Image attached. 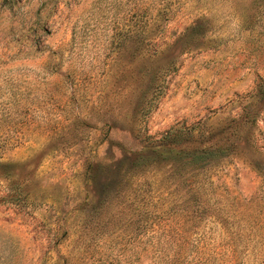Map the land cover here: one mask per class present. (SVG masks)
<instances>
[{"label":"rangeland","instance_id":"374dc122","mask_svg":"<svg viewBox=\"0 0 264 264\" xmlns=\"http://www.w3.org/2000/svg\"><path fill=\"white\" fill-rule=\"evenodd\" d=\"M172 129L227 148L186 264H264V0H0V264L158 262Z\"/></svg>","mask_w":264,"mask_h":264},{"label":"trees","instance_id":"16d2710c","mask_svg":"<svg viewBox=\"0 0 264 264\" xmlns=\"http://www.w3.org/2000/svg\"><path fill=\"white\" fill-rule=\"evenodd\" d=\"M197 30L194 28L193 32ZM191 130H170L162 138V152H151V157L136 155L129 169L125 170L140 176L149 167L156 168L162 164V180L159 182L160 185L162 183V257L155 264H186L194 240H199L203 235L198 228L203 220L201 216L209 209L202 198L204 181L212 166L226 156L224 151L227 148L213 144L209 135H197ZM223 137L226 138L225 135ZM219 141L224 139L220 138ZM223 143L234 145L228 137ZM8 166V163L0 162L3 177L12 176L10 171H6ZM98 168L99 165L86 166L89 178L95 179ZM122 171L120 165L115 171L113 189L116 192L125 188V173ZM149 218L153 219L151 225L158 220L154 211H150Z\"/></svg>","mask_w":264,"mask_h":264}]
</instances>
